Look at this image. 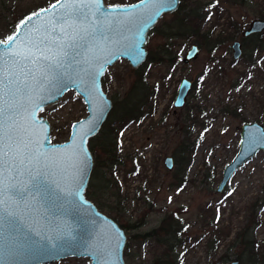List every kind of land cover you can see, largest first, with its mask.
<instances>
[{"label":"rangeland","instance_id":"obj_1","mask_svg":"<svg viewBox=\"0 0 264 264\" xmlns=\"http://www.w3.org/2000/svg\"><path fill=\"white\" fill-rule=\"evenodd\" d=\"M53 1L0 0V41L13 33L21 19ZM184 4L205 16L198 23V34H170L178 6L163 14L147 33L146 56L138 67H146L144 87L155 110L151 116L144 115L139 124L129 123L122 130L118 148L112 149L117 163L111 165L99 146L109 139L104 125L112 118L114 102L143 78L135 72L138 67L131 69L123 58L108 65L101 76V87L112 106L87 142L88 149L92 147L93 165L85 191H93L96 178L97 183L99 179L109 183V188L100 190L95 199L85 191L84 195L96 207L98 203L104 206L98 210L125 231V264H159L167 251L155 237L163 234H147L157 230L166 215L185 227L177 235L183 246L174 248L180 264H226L233 258L238 264H263L264 151L239 166L221 191L215 187L223 166L237 151L240 124L257 121L264 126V49L252 51L257 38L241 36L250 20L264 19V0H184ZM255 34L264 41V31ZM235 40L242 48L237 59L231 57L230 50ZM191 44L197 45L198 54L184 63L183 54ZM150 55L153 60L147 63ZM181 78L188 79L191 87L185 102L174 107ZM39 115L50 125L51 142L60 143L67 140L70 124L86 115L85 103L68 90ZM165 156L173 160L171 169L162 163ZM183 158L190 160L183 168L185 177L178 175L184 179L178 185L175 176L180 168L182 171ZM248 241L250 245H246ZM45 264H89V258L69 256Z\"/></svg>","mask_w":264,"mask_h":264},{"label":"water","instance_id":"obj_2","mask_svg":"<svg viewBox=\"0 0 264 264\" xmlns=\"http://www.w3.org/2000/svg\"><path fill=\"white\" fill-rule=\"evenodd\" d=\"M55 2L56 0L33 12L40 15L34 17L22 30L20 38L16 41L18 49L28 51L32 45L29 43L24 47L21 42L38 39L45 33L47 21L53 13L42 10L48 9ZM101 3L109 11L114 7L119 10L120 18L125 21L119 31L106 33L107 39L97 36L92 42L94 47L91 50H81L82 60L87 61L86 63L73 64L67 70H62L55 78L43 83L29 79L30 99L26 104L29 111L33 107L32 101L39 103L43 111L64 92L72 90L85 103L86 115L70 124L67 140L60 143L51 142L50 125L45 117L39 115L40 111H36L35 122L29 119L27 112H22L17 118L22 135L25 140L33 142L31 146L38 154L31 163H28L27 170L17 178L18 186L24 190V199L11 204L10 210L20 218L23 232L35 230L41 234L54 235L71 225L74 238L59 241L57 248L37 250L29 249L23 240H13L6 236L3 240L0 264H45L69 256L87 257L89 264H125L123 260V247L127 238L125 231L113 219L98 210L84 195L93 165L87 142L98 132L112 106L111 99L106 96L100 81L106 67L123 58L128 61L131 69L137 68L146 56L147 33L163 14L177 9L179 0H172L170 6H166L158 14H155V6L148 4V7H144L141 0L112 5L101 0ZM261 31H264V19L256 18L249 21L241 36L247 37ZM50 47L53 51L51 53L46 51L45 54L52 55L58 50L54 44ZM41 48L44 46L41 45ZM230 50L233 59L239 58L242 54L240 42L233 41ZM137 52H142V56L138 58ZM197 54V45L191 44L184 52L182 61L188 62ZM190 87L191 82L181 78L172 101L174 107H180L185 102ZM253 137L257 138L256 143L251 142ZM37 139L41 142L39 145L35 144ZM77 145L85 150L86 165L80 162ZM258 151H264L263 124L257 121L243 122L239 126L237 151L223 166L215 190L221 191L237 168ZM162 163L166 169L173 166L170 156H165ZM226 264H238V260L233 258Z\"/></svg>","mask_w":264,"mask_h":264},{"label":"snow or ice","instance_id":"obj_3","mask_svg":"<svg viewBox=\"0 0 264 264\" xmlns=\"http://www.w3.org/2000/svg\"><path fill=\"white\" fill-rule=\"evenodd\" d=\"M141 3L144 7L152 4L156 7L155 14H158L170 6L172 0H147V3L141 0ZM42 11H51L53 14L47 21L44 34L38 39L21 42L24 47L29 43L32 45L28 51L18 49L16 41L22 30L40 13L26 17L16 25L13 34L0 41V258L6 236L23 240L29 249L37 250L57 248L59 241L74 238L71 225L54 235L41 234L35 230L23 232L20 218L10 210L11 204L24 199V190L18 186L17 178L38 154L31 146L33 142L25 140L17 120L22 112H27L29 119L35 122L36 111H42V106L35 101H32L31 111L26 107L30 99L29 79L43 83L73 64L86 63L82 60L81 50H91L97 36L107 39L106 33L118 32L125 22L120 18L118 9H105L101 0H56ZM53 44L58 50L52 55L45 54L46 51H53L50 47ZM139 56H142V52H137ZM251 142L256 143L257 138L253 137ZM40 143L38 139L35 141L36 145ZM76 148L81 164L86 165L85 150L79 145Z\"/></svg>","mask_w":264,"mask_h":264},{"label":"trees","instance_id":"obj_4","mask_svg":"<svg viewBox=\"0 0 264 264\" xmlns=\"http://www.w3.org/2000/svg\"><path fill=\"white\" fill-rule=\"evenodd\" d=\"M180 4L178 6V9L173 14L174 20L176 21V24L174 23V26L171 27L174 32L170 34H175L179 36H185V35H197L199 29L198 23L202 21V18L205 16L203 15V12L201 10H198V8H191V6L188 4H184V0H180ZM184 12V13H183ZM201 36V35H200ZM251 36H255L257 38V43L253 46L254 49H264V41L260 40V34H254ZM250 36V37H251ZM165 54V53H163ZM162 56H157L156 59H162ZM177 59V56H175V60ZM153 56L150 55L147 59L148 62H152ZM144 65V64H143ZM140 66L135 71L138 76L142 77V79L135 81L134 87H132V90L130 89L128 94L124 97H121L119 100L114 102V109L112 110V113L110 114L109 120L105 123L104 126L107 124V133H109V139L108 141H103L99 144L101 152L105 155L106 161L111 165V163H117V159L115 158V155L113 156V150L117 149L119 145L118 142V136L122 132V130L129 124V123H135L139 124L141 122V119L146 116L153 115V112L155 110L154 105L151 103L150 99L148 100V94L147 89L144 87V74L145 69L144 66ZM132 91L136 92V96H132ZM132 96V98H131ZM148 100V101H147ZM117 107H120L119 113L112 116L113 113L116 111ZM117 113V112H116ZM92 150V147L90 148V151ZM110 156H112L110 158ZM97 157V156H96ZM185 157V156H183ZM184 159V158H183ZM188 159L183 160L182 171L180 168V173L175 176L176 181L178 182V185L183 182V178H180V175H183L185 177L186 171L184 174L182 172L184 171V167L188 166ZM178 161L180 162V165H182V158L178 157ZM120 163V162H119ZM179 166V165H178ZM179 175V176H178ZM93 179L95 180L96 176L95 173L92 175ZM182 177V176H181ZM108 180V179H107ZM97 178L93 184V191L86 190L85 195L91 199L97 198L98 192L100 190H104L109 188V183L103 182L102 180H98V183L96 182ZM101 204L98 203L97 209L102 208ZM109 211H111V208H108ZM115 212V211H114ZM185 230V227L179 222L178 219L173 217L172 215H166L161 221L160 225L157 227V230H153L149 232L147 235L155 236L156 234H163L162 237L156 236V242L158 244H161L164 247V250L167 251L166 253L162 254V260H160L159 264H180L179 262V256L177 252L174 251V248H176L178 245H182L181 238H177V235L183 233ZM176 234V235H175ZM246 245H250L249 241L246 242ZM170 252V254H169ZM256 252V251H254ZM253 252V253H254ZM252 253V254H253ZM261 263L264 264V253L260 254Z\"/></svg>","mask_w":264,"mask_h":264},{"label":"flooded vegetation","instance_id":"obj_5","mask_svg":"<svg viewBox=\"0 0 264 264\" xmlns=\"http://www.w3.org/2000/svg\"><path fill=\"white\" fill-rule=\"evenodd\" d=\"M251 36V35H250ZM241 44V43H240Z\"/></svg>","mask_w":264,"mask_h":264}]
</instances>
